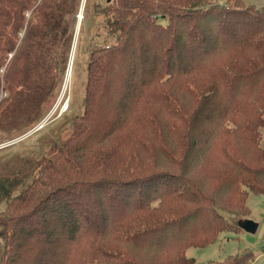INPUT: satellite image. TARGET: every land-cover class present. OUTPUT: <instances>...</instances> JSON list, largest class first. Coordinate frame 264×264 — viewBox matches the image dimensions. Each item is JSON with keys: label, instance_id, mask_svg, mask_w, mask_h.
<instances>
[{"label": "trees", "instance_id": "1", "mask_svg": "<svg viewBox=\"0 0 264 264\" xmlns=\"http://www.w3.org/2000/svg\"><path fill=\"white\" fill-rule=\"evenodd\" d=\"M80 2L0 0V131L40 119L67 69ZM84 4V18L101 20L81 112L63 116L38 159L0 149V264H193L189 248L237 230L219 212L246 215L248 192L239 186L264 196V10L214 0ZM182 89L192 97L188 108L175 100ZM215 119L217 135L205 143L242 133L252 159L223 146L211 193L152 172L155 156L137 147L144 132L158 137L159 125H182L188 155L181 175L193 176L206 165L196 157L208 149L199 148L194 125ZM224 170L231 185L220 183ZM229 190L237 200L223 197Z\"/></svg>", "mask_w": 264, "mask_h": 264}, {"label": "rangeland", "instance_id": "2", "mask_svg": "<svg viewBox=\"0 0 264 264\" xmlns=\"http://www.w3.org/2000/svg\"><path fill=\"white\" fill-rule=\"evenodd\" d=\"M103 1L104 0H89V4L90 7L93 8L92 6L95 2ZM81 3L82 0L79 4L80 6L78 13L75 17L76 21H79L78 15L80 13ZM214 3L225 4L235 8H243L248 6L259 11L264 10V0H214ZM72 20L73 19H71L70 22H72ZM100 20V17H95L93 15L84 18L83 11L81 22L84 21L85 25L83 23L84 27L81 34L79 27L69 81L67 84L65 83L66 74L68 73L66 69L60 85L54 92V96L41 107V116L37 122H30L29 124L22 126V128L13 126L9 130H6V132L0 131V147L3 146V148H9V150L6 152V155L18 153L20 155L33 157L34 159L40 158L42 152L48 149L46 142L55 139L56 136H58L60 127L64 121L63 116L66 115L70 118L81 112L82 99L84 96L85 84L87 80V65L89 63L91 46L94 43L92 38L95 36V33L98 30L97 28ZM76 21L74 24V30L76 29V24H78ZM71 55L69 56L68 65H70ZM64 84L66 85V89H64ZM178 85L180 84L178 83ZM184 91L185 90L182 89L179 93L177 92L175 100L176 103L181 107L188 108L189 105L193 104V102H191L189 99L192 97L188 98ZM68 105L69 108L66 110ZM218 113L219 111L216 112V116ZM41 122L44 124L43 127H39ZM216 123L217 122L215 119L209 123H196L194 125L193 131H195V134L199 135V148L208 149H206L203 154H200L197 157L195 156L196 163L198 159H204L206 165L204 167L198 168L197 170H192L193 176L181 175V169L185 164V156L188 155V153H186V148L183 145V136L186 134V132L182 125L178 124L174 130V128L171 127L172 125L168 123H166L168 125H164L163 123L162 125H164V127L159 125L160 132H158V137L155 136L154 132H144L140 135V146L138 144L137 147L143 148L155 156L152 162L154 165L152 172H168L169 174L176 175L177 180L183 182L186 187H190L191 179V181L194 183L193 185L196 187H203L205 193H211L214 191L211 184L213 180L215 181V179H217V173H219L214 172L216 162L221 158L219 151L223 150L224 147H236L238 151L235 152V154L244 155L247 160L252 159V153L247 149V146L243 143H240L239 139L246 138V136L242 133H240L241 135L237 132L230 133L228 137L226 136V142L222 141L220 143V140L217 139L218 143H216V140H213L211 143L206 144V138L215 134L217 127ZM224 125L228 126L229 129L233 128L231 123L226 122ZM162 128L164 129V132H161ZM173 132L176 133L177 138L175 135L173 136ZM69 133V129L62 131L60 138L63 139L67 137ZM215 135H217V133ZM258 135V144L261 149H264V128L259 129ZM227 143L229 144L227 145ZM133 150L138 153L135 148H133ZM167 151L169 152L167 153ZM160 165V168L157 167ZM157 168L158 170H156ZM227 171L228 170H224L223 172L225 174L221 176L222 182L220 183H223V185H231L230 180L232 177L227 174ZM142 176L143 172L140 173L139 177ZM215 187L217 188V186ZM239 188L243 195L248 192L245 203L247 209L246 215H230L225 212H219L222 217H224L233 227H236L237 230L234 232L226 231L219 234L215 241L206 247L189 248L185 253V257L187 259H192L193 264H219L228 258L248 255H250L251 258L248 260L247 264H264V196L250 193L246 190V188H244L243 185L239 186ZM180 189L182 190L183 188ZM223 194V197H228V201H232L234 199L237 200V197H239V193H234L231 190L223 192ZM187 195L188 194L182 195L180 200L177 201L179 202L178 205L184 204L182 202ZM223 197L220 198V202L226 201ZM159 203V199H157L152 204V207H158ZM169 204H171L170 199L163 200L164 208L165 205L169 206ZM246 219L252 220L258 224L257 230L254 234L246 233L237 227L241 221Z\"/></svg>", "mask_w": 264, "mask_h": 264}, {"label": "water", "instance_id": "3", "mask_svg": "<svg viewBox=\"0 0 264 264\" xmlns=\"http://www.w3.org/2000/svg\"><path fill=\"white\" fill-rule=\"evenodd\" d=\"M109 1V0H108ZM77 25L76 24V29H77ZM79 27H80V24H79ZM75 29V30H76ZM73 43H74V40H73ZM73 45V44H72ZM72 49H73V46L71 47V51H70V55H71V52H72ZM71 65H72V55H71V60H70V65H68V68H67V72L68 74H70V71H71ZM43 122L40 123L39 127H43ZM3 148V146L0 147V149ZM239 229H241L242 231L246 232V233H249V234H254L257 230V227H258V224H256L255 222H253L252 220H249V219H246L244 221H241L240 224H238L237 226Z\"/></svg>", "mask_w": 264, "mask_h": 264}, {"label": "bare ground", "instance_id": "4", "mask_svg": "<svg viewBox=\"0 0 264 264\" xmlns=\"http://www.w3.org/2000/svg\"><path fill=\"white\" fill-rule=\"evenodd\" d=\"M84 3H85V0H82L81 8H80V13L78 15L79 16V21H77L78 22V25H77V29L75 30V40H74V44H73V50L71 52V54H72V60H73V56H74V51H75V45H76L77 36H78V33H79V24L81 23V19H82V15H83ZM69 79H70V74L67 73L66 74V78H65V83L66 84L69 81ZM64 89H66V85L65 84H64Z\"/></svg>", "mask_w": 264, "mask_h": 264}]
</instances>
